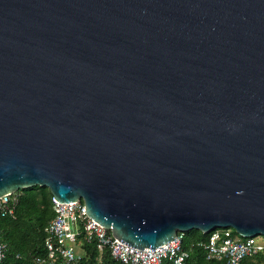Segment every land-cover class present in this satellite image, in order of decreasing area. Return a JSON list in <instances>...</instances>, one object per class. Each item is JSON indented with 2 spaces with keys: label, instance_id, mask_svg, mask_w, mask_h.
Masks as SVG:
<instances>
[{
  "label": "water",
  "instance_id": "obj_1",
  "mask_svg": "<svg viewBox=\"0 0 264 264\" xmlns=\"http://www.w3.org/2000/svg\"><path fill=\"white\" fill-rule=\"evenodd\" d=\"M34 185L140 249L264 236V0H0V197Z\"/></svg>",
  "mask_w": 264,
  "mask_h": 264
},
{
  "label": "built area",
  "instance_id": "obj_2",
  "mask_svg": "<svg viewBox=\"0 0 264 264\" xmlns=\"http://www.w3.org/2000/svg\"><path fill=\"white\" fill-rule=\"evenodd\" d=\"M16 195L7 193L0 197V215H13ZM53 217L44 226L42 253L35 255L33 264H80L83 256L81 246L94 244L99 257L94 264L102 263V253L120 264H193L189 252L183 248L184 232L154 249H143L119 241L106 228L94 221L85 211L82 199L59 202L53 197ZM204 233V232H203ZM195 242L204 251L207 260L217 264H250L258 255H264V236L242 237L232 228H218ZM5 245L0 242V259Z\"/></svg>",
  "mask_w": 264,
  "mask_h": 264
},
{
  "label": "trees",
  "instance_id": "obj_3",
  "mask_svg": "<svg viewBox=\"0 0 264 264\" xmlns=\"http://www.w3.org/2000/svg\"><path fill=\"white\" fill-rule=\"evenodd\" d=\"M15 195L13 215H0V242L5 245L0 264H33V257L44 251L43 229L54 215L52 195L47 188L38 185L22 188ZM206 235L196 229L184 232L183 248L189 252L193 264H217L214 260H207L204 251L195 245L196 240ZM81 248L85 255L80 264H94L99 257L95 245L84 243ZM101 257V264H120L106 252ZM247 262L264 264V255Z\"/></svg>",
  "mask_w": 264,
  "mask_h": 264
},
{
  "label": "rangeland",
  "instance_id": "obj_4",
  "mask_svg": "<svg viewBox=\"0 0 264 264\" xmlns=\"http://www.w3.org/2000/svg\"><path fill=\"white\" fill-rule=\"evenodd\" d=\"M260 264H262V263H260Z\"/></svg>",
  "mask_w": 264,
  "mask_h": 264
}]
</instances>
